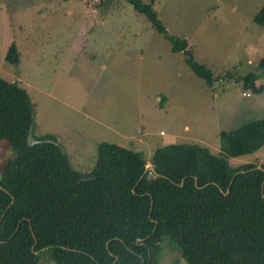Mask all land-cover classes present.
Wrapping results in <instances>:
<instances>
[{"label":"rangeland","instance_id":"rangeland-1","mask_svg":"<svg viewBox=\"0 0 264 264\" xmlns=\"http://www.w3.org/2000/svg\"><path fill=\"white\" fill-rule=\"evenodd\" d=\"M263 3L153 2L168 35L184 39L193 60L213 74L209 88L183 53H173L125 0H0V78L26 90L35 109V136H55L81 173L93 169L101 142L145 156L183 143L218 154L220 132L264 118V91H244L239 81L252 73L256 86H264L257 71L264 28L253 22ZM12 44L19 53L16 65L5 60ZM11 156L2 142L0 165ZM229 163L264 166V150ZM157 264L186 262L167 240Z\"/></svg>","mask_w":264,"mask_h":264},{"label":"trees","instance_id":"trees-1","mask_svg":"<svg viewBox=\"0 0 264 264\" xmlns=\"http://www.w3.org/2000/svg\"><path fill=\"white\" fill-rule=\"evenodd\" d=\"M125 1L213 87V74L193 60L187 42L168 35L155 0ZM253 22L264 28V3ZM5 60L19 62L14 44ZM257 71L264 76V55ZM257 80L249 73L239 81L256 94L264 91ZM34 114L26 90L0 78V146L12 151L0 165V264H113L114 257L115 264H157L167 240L186 264H264V172L256 169L264 166L229 163L264 150V118L220 132L218 154L183 143L145 156L101 142L93 169L81 173L55 136H35ZM29 128L36 140L54 143L28 146ZM147 162L161 177L148 173L139 180Z\"/></svg>","mask_w":264,"mask_h":264},{"label":"water","instance_id":"water-1","mask_svg":"<svg viewBox=\"0 0 264 264\" xmlns=\"http://www.w3.org/2000/svg\"><path fill=\"white\" fill-rule=\"evenodd\" d=\"M26 143H27V145L28 146H30V147H32V146H35V145H39V144H44V143H54L53 141H51V140H36L33 136H32V129L31 128H29V130H28V133H27V137H26ZM256 169H259V170H262L263 172H264V170L263 169H261V168H256ZM152 174V175H154L155 177H161V176H159L156 172H155V170H154V168L150 165V164H147L146 166H145V169H144V172H143V174H142V176L140 177V179L139 180H141L142 178H143V176L144 175H146V174ZM196 179V178H195ZM88 180V178H82L81 179V181H87ZM233 180V179H232ZM232 183V182H231ZM195 186H196V180H195ZM181 186V185H180ZM263 186H264V181H263V183H262V191H263ZM196 188L197 189H200L199 187H197L196 186ZM1 189V188H0ZM228 194V190L224 193V195H227ZM13 203V199H11V203L10 204H12ZM152 206V205H151ZM151 209V208H150ZM3 216H4V214L1 216V219L3 218ZM1 219H0V221H1ZM151 222H153V223H155L156 224V222H154L153 220H151ZM33 235V234H32ZM33 237H34V235H33ZM34 239H35V237H34ZM137 242H142V240H137ZM36 243V242H35ZM48 248H43L42 250H40V252H45L46 250H47ZM40 252H35V254H38V253H40ZM111 255V254H110ZM117 258L116 257H114V262H113V264H115L116 262H117Z\"/></svg>","mask_w":264,"mask_h":264},{"label":"built area","instance_id":"built-area-1","mask_svg":"<svg viewBox=\"0 0 264 264\" xmlns=\"http://www.w3.org/2000/svg\"><path fill=\"white\" fill-rule=\"evenodd\" d=\"M242 96L248 97L249 94L248 93H242Z\"/></svg>","mask_w":264,"mask_h":264},{"label":"clouds","instance_id":"clouds-1","mask_svg":"<svg viewBox=\"0 0 264 264\" xmlns=\"http://www.w3.org/2000/svg\"><path fill=\"white\" fill-rule=\"evenodd\" d=\"M152 7H153V5H152ZM154 10V9H153ZM242 93H248L249 94V96H250V93L249 92H242ZM242 95V94H241Z\"/></svg>","mask_w":264,"mask_h":264},{"label":"crops","instance_id":"crops-1","mask_svg":"<svg viewBox=\"0 0 264 264\" xmlns=\"http://www.w3.org/2000/svg\"><path fill=\"white\" fill-rule=\"evenodd\" d=\"M242 94V93H241Z\"/></svg>","mask_w":264,"mask_h":264}]
</instances>
